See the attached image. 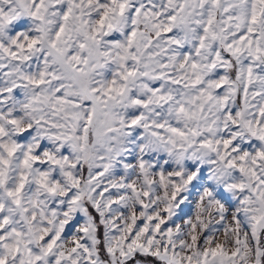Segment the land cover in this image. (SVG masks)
<instances>
[{
    "label": "snow or ice",
    "instance_id": "6c2138e0",
    "mask_svg": "<svg viewBox=\"0 0 264 264\" xmlns=\"http://www.w3.org/2000/svg\"><path fill=\"white\" fill-rule=\"evenodd\" d=\"M0 264H264V0H0Z\"/></svg>",
    "mask_w": 264,
    "mask_h": 264
}]
</instances>
